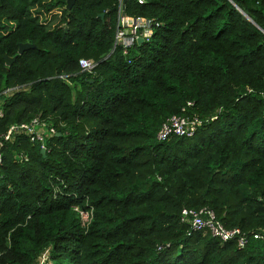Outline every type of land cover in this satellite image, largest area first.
Returning a JSON list of instances; mask_svg holds the SVG:
<instances>
[{
    "label": "trees",
    "instance_id": "obj_1",
    "mask_svg": "<svg viewBox=\"0 0 264 264\" xmlns=\"http://www.w3.org/2000/svg\"><path fill=\"white\" fill-rule=\"evenodd\" d=\"M118 4L0 0V136L56 128L0 137V264H264V0H127L157 25L125 54ZM172 115L202 123L159 141ZM204 206L245 246L181 222Z\"/></svg>",
    "mask_w": 264,
    "mask_h": 264
},
{
    "label": "built area",
    "instance_id": "obj_2",
    "mask_svg": "<svg viewBox=\"0 0 264 264\" xmlns=\"http://www.w3.org/2000/svg\"><path fill=\"white\" fill-rule=\"evenodd\" d=\"M143 3V0H136ZM157 25L152 19L142 16L127 15L124 10L122 0H119L117 7L116 32L114 36L113 50L119 47L125 54L128 48L137 42L138 38L148 40L153 32V26ZM97 65L91 59L80 58L79 66L82 71L93 72ZM2 111L0 110V116ZM202 123L198 117L188 118L184 115H172L167 118L157 131V139L165 141L172 136L192 137L195 135L198 125ZM25 133L30 136L31 141H37L44 148L45 140L56 133V128L46 122L44 119L36 116L29 122L21 124H12L7 132L0 137L3 140H9L16 134ZM2 145V140H0ZM45 149V148H44ZM27 159L26 156H23ZM2 156L0 154V173H1ZM180 220L188 223L192 232H208L211 236L217 238L221 242L234 240L239 247H244L248 242L249 235L240 228H227L220 222L215 215L213 209L209 207L201 208H183L180 214ZM253 238H259L260 233H253Z\"/></svg>",
    "mask_w": 264,
    "mask_h": 264
},
{
    "label": "water",
    "instance_id": "obj_3",
    "mask_svg": "<svg viewBox=\"0 0 264 264\" xmlns=\"http://www.w3.org/2000/svg\"><path fill=\"white\" fill-rule=\"evenodd\" d=\"M58 2H62L65 4L66 8L70 9L71 6L75 3L76 0H56ZM127 0H122V4L124 5L126 3ZM103 14H101L102 16ZM143 41V38H138L137 39V42H142ZM35 45L34 44H30V43H27V42H24V43H19L18 44V54L17 55H20L22 54L25 50L29 49V48H34ZM16 56L14 57H9L7 55L4 56V59H5V64L6 65H9L11 64V62H13L15 60ZM45 149L42 148L41 149V152L44 153Z\"/></svg>",
    "mask_w": 264,
    "mask_h": 264
},
{
    "label": "rangeland",
    "instance_id": "obj_4",
    "mask_svg": "<svg viewBox=\"0 0 264 264\" xmlns=\"http://www.w3.org/2000/svg\"><path fill=\"white\" fill-rule=\"evenodd\" d=\"M60 11H61L60 8H56V9L50 11L49 13H41V11H40V13H37V12H39V8H34L32 10V15L37 17L40 22H43L47 25H52L53 24V16H55V15L58 16ZM85 218H86V214L83 215L84 220H85ZM45 253L41 256V262L44 261V259L46 258Z\"/></svg>",
    "mask_w": 264,
    "mask_h": 264
}]
</instances>
